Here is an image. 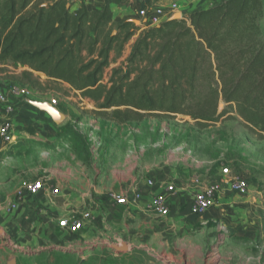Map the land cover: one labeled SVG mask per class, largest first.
Returning a JSON list of instances; mask_svg holds the SVG:
<instances>
[{
  "label": "trees",
  "instance_id": "trees-1",
  "mask_svg": "<svg viewBox=\"0 0 264 264\" xmlns=\"http://www.w3.org/2000/svg\"><path fill=\"white\" fill-rule=\"evenodd\" d=\"M124 1L0 0V64L37 89L66 84L118 121L181 114L205 126L227 112L223 101L264 139V0H221L147 27L113 19L110 4ZM77 145L85 151L84 138Z\"/></svg>",
  "mask_w": 264,
  "mask_h": 264
},
{
  "label": "crops",
  "instance_id": "crops-1",
  "mask_svg": "<svg viewBox=\"0 0 264 264\" xmlns=\"http://www.w3.org/2000/svg\"><path fill=\"white\" fill-rule=\"evenodd\" d=\"M171 1L127 0L121 4L111 3L110 9L115 21L137 19L147 27L149 25L137 12L143 7L150 10L153 5L167 8ZM175 1L180 3L183 13L212 4L211 0ZM84 3L88 9H97L104 0H84ZM72 94L86 103L85 113L94 118L90 123H84L82 115L69 121L70 111L63 104L55 107L64 115V120L55 124L44 111L35 107L34 112L28 100L16 102L11 126L13 141L3 145L0 153L6 154L14 145L23 148L22 154L25 156L24 148L31 145L37 162L43 154L41 150L47 149L48 160L52 163L48 164L42 175L38 171L41 166L36 167L35 177L31 179L42 178L44 187L36 195H25L15 211H9L7 206L15 200L16 189L24 178H19L17 185L9 188V182L20 173L12 171L14 174H11L7 169L0 168V264H7L11 255H15V264H86V254L97 252L106 259L110 255L112 258L133 255L139 259L137 263L134 261L135 264H205L202 254L184 258V253L179 251L167 254L173 261L171 263L159 259L151 252V233L146 234L147 230L143 232V249L132 244L123 252L120 246L114 245L116 243L98 247V243L108 242L109 233L115 236L122 234V227H131L136 223L143 224L147 229L151 227V221L143 218L146 213H152L145 200L114 202L108 198L110 192H121L134 185L146 192L144 181L147 178L154 179V191H160L167 183H172L175 194L170 200L168 222L173 223L172 215L176 213V208L183 206V210L189 213L188 203L196 186L201 188L206 185L199 187L204 169L190 149H182V145H168L162 129L164 127L156 125L154 128L150 122L144 121H118L101 113H111L114 108L99 109L77 92L72 91ZM68 98L74 100L73 97ZM29 121H35V128L25 124ZM73 121L78 122L79 128ZM138 124L147 125L148 129ZM83 126L87 131L80 128ZM65 128H71L83 136L85 151L77 145L74 137L66 134ZM153 131L158 132L156 140L149 136ZM29 133H35V141ZM6 158L2 157L0 165L6 163ZM207 181L209 184L214 180L208 178ZM224 189L228 190L222 182L220 191ZM84 210L91 213V219L82 228L67 230L60 226V220L72 218ZM123 215L129 218H122ZM181 225L182 222L176 220L174 227L177 229ZM19 228H24L26 234L20 235ZM8 238L15 239V248L23 254L21 261L16 253H9L6 244ZM222 263L225 262L218 264Z\"/></svg>",
  "mask_w": 264,
  "mask_h": 264
},
{
  "label": "rangeland",
  "instance_id": "rangeland-1",
  "mask_svg": "<svg viewBox=\"0 0 264 264\" xmlns=\"http://www.w3.org/2000/svg\"><path fill=\"white\" fill-rule=\"evenodd\" d=\"M219 1L221 0H211L212 4ZM184 14L187 15L189 12ZM128 51L127 46L121 59ZM20 71L21 68H14L7 63L0 64V86L6 93L14 87L21 90L25 87L29 92L23 91L21 100L48 102L55 99L57 105L63 104L65 109L70 111L69 121L81 115L86 124L94 119L92 115L85 113L87 112L86 103H83L76 94L73 95V90H70L67 85L43 82V89H37L24 82ZM108 72L109 70L107 74ZM40 78L43 80L44 75L40 74ZM66 96L73 97L74 100ZM31 107L35 112V107L32 105ZM223 109L227 112L209 121L205 126H198L191 118L181 114L161 118L149 117L143 121L150 122L154 128L156 125L164 127L162 129L167 136L169 146L182 145V149H190L192 154L194 153L204 169L201 178L203 181L199 187L207 184L208 178L224 184L225 178L220 175L219 170L227 167L231 173L240 174L246 179L248 191L245 194L232 193L227 189L220 191L213 207L201 216H192L183 210V206H178L176 213L172 215V220L175 221L173 223L168 222L169 216L161 217L146 213L143 218L151 221L149 229L144 228L141 223H136L131 227H122L124 231L122 234L117 233L115 236L112 232L109 233L111 236L107 239L108 242H100L97 244L98 247L102 244L116 243L115 246L126 247V250L121 249L123 252L127 251L132 244L143 249V232L147 230L146 234L151 233L152 254L169 263L173 261L168 258L167 254L179 251L181 254L184 253V258L202 254L205 264H218L223 261L225 263L222 264H264V139H259L256 134L245 127L237 114L227 108L223 101H220L218 112ZM25 124L35 128V121ZM73 124L79 128L77 121H73ZM137 126L148 129V126L144 124ZM80 128L87 131L85 126ZM64 130L66 134L70 133L66 128ZM29 134L35 141V133ZM157 135L158 132L155 131L149 133V136L155 140ZM74 140L81 143L83 138L75 136ZM11 147L6 154L0 153V156L3 155L0 161L2 157H7L6 163L0 165L1 170L7 169L11 174H14L12 171L20 173L17 178L9 182V188L16 186L19 178L25 180V178L35 177L36 167L39 165L41 168L38 171L42 175L43 170L52 163L48 160L47 149L41 150L43 154L37 162L35 150L32 151L31 145L24 148L25 156L22 154L23 148H16L17 146L14 145ZM122 218H129V216L123 215ZM176 220L182 222L180 228L177 229L174 227ZM219 225L223 228L220 229ZM18 230L20 235L26 234L24 228ZM14 241V238H8L6 241L8 251L16 253L21 261L23 254L15 248ZM85 258L86 264H135V260L136 263L139 262V259H135L133 255L113 256V258L110 255V258L106 259L98 252L90 255L87 253ZM140 262L143 263V260L140 259ZM152 262L156 263L155 260Z\"/></svg>",
  "mask_w": 264,
  "mask_h": 264
},
{
  "label": "built area",
  "instance_id": "built-area-1",
  "mask_svg": "<svg viewBox=\"0 0 264 264\" xmlns=\"http://www.w3.org/2000/svg\"><path fill=\"white\" fill-rule=\"evenodd\" d=\"M137 13L140 18H144L149 26H158L166 20V18L168 19L175 14H178L179 17L177 19H180L184 14L180 3L175 0L171 1L167 8L153 5L150 10L147 7H143ZM140 25H143L141 20ZM23 91L29 92L25 87H23L22 90L14 87L9 93H6L0 86V148L13 141L11 126L16 111V102L21 100V93ZM29 101L32 100H28V102ZM48 102L53 106L57 105L55 99H51ZM219 172L220 175L225 178L224 183L230 192L245 194L248 191V183L240 174L231 173L227 167L220 168ZM144 185L146 186V192H143L137 185H134L121 192H110L108 198L114 202L120 203L145 200L147 208L152 213L161 217L168 216L171 209L170 200L175 194L174 185L172 183H167L162 190L154 191L155 182L152 178L145 179ZM43 187L44 182L42 178L23 180L16 189L15 200L8 203V210H17L20 207L19 201L25 195H36ZM220 190L221 182L215 180L201 188H197L193 192L190 202L188 203L189 213L193 216L204 215L213 207L216 196ZM90 219L91 213L84 210L72 218L60 220L59 224L64 229L75 230L82 228ZM219 228L221 229L223 226L219 225Z\"/></svg>",
  "mask_w": 264,
  "mask_h": 264
},
{
  "label": "water",
  "instance_id": "water-1",
  "mask_svg": "<svg viewBox=\"0 0 264 264\" xmlns=\"http://www.w3.org/2000/svg\"><path fill=\"white\" fill-rule=\"evenodd\" d=\"M178 17V14H175L171 16L170 19H176ZM130 21H132L137 26L140 25V21L137 19H130ZM29 103L37 109L44 111L55 124H60L61 122H63L64 115L49 102L29 101ZM121 249L126 250V247L122 246V248H120V251H122ZM7 264H15V255L9 256Z\"/></svg>",
  "mask_w": 264,
  "mask_h": 264
}]
</instances>
